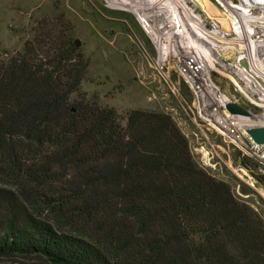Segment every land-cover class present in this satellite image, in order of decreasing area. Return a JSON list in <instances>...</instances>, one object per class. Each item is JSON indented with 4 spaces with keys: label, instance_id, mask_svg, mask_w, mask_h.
Here are the masks:
<instances>
[{
    "label": "trees",
    "instance_id": "trees-1",
    "mask_svg": "<svg viewBox=\"0 0 264 264\" xmlns=\"http://www.w3.org/2000/svg\"><path fill=\"white\" fill-rule=\"evenodd\" d=\"M88 62L70 37L40 32L0 60V170L62 220L9 204L0 255L52 264H264V224L195 166L170 115L70 95ZM32 193V191L30 192Z\"/></svg>",
    "mask_w": 264,
    "mask_h": 264
},
{
    "label": "rangeland",
    "instance_id": "rangeland-1",
    "mask_svg": "<svg viewBox=\"0 0 264 264\" xmlns=\"http://www.w3.org/2000/svg\"><path fill=\"white\" fill-rule=\"evenodd\" d=\"M224 2L248 15L239 4L244 3L251 9L249 14L259 18V24L254 26L257 31L251 38H245L251 31L249 25L245 24V30H240L236 23L239 18L235 22L229 16ZM180 3L196 13L206 29L216 28L221 37H240L245 42L243 49L239 46L218 48L203 33L202 26L197 24V30L183 16L181 18L179 11L182 10L178 5L175 20L180 25L181 20L187 31L193 32L191 37L195 46L213 61L215 68L210 70V75L221 92L230 102L248 111V116L264 117V100L253 87H245L244 82L254 85L252 77H248L254 73L263 79H258V86L264 90V67L257 69L247 47L252 40L256 43L264 40L260 28L264 26V0H181ZM140 23L146 26L135 13L109 5L107 0H0V60L23 52L25 41L40 32L67 34L74 44L79 42L77 48L88 62L79 90L70 95V101L84 94L86 100L101 108H113L123 126L127 114L134 109L170 115L187 140L195 166L226 183L234 198L250 207L264 224V176L260 173V164L254 158L242 155L217 132L207 128L197 117L193 96L180 78L171 74V81L177 88L175 93L164 84L155 68L157 52ZM171 37L179 39L180 36L174 34ZM259 50L264 57V49ZM233 79L250 98L240 92ZM240 167H247L257 180V189L239 177ZM31 191L30 187L23 188L7 172L0 170V217L6 215L10 204L18 206L20 213L27 210L53 225L60 224L62 219L42 203L41 192ZM0 264L52 263L39 254H12L0 255Z\"/></svg>",
    "mask_w": 264,
    "mask_h": 264
},
{
    "label": "built area",
    "instance_id": "built-area-1",
    "mask_svg": "<svg viewBox=\"0 0 264 264\" xmlns=\"http://www.w3.org/2000/svg\"><path fill=\"white\" fill-rule=\"evenodd\" d=\"M151 18L153 19V16ZM153 22L159 23L161 21L154 16L152 24ZM141 26L150 37L157 52L155 68L162 76L161 79L164 84L169 86V89L175 93L177 88L171 81V74L173 73L180 78L193 96V106L197 112V117L207 125L208 129L217 132L228 145L239 150L242 155L257 160L260 164V173L264 176V144L255 143L246 133L244 128L250 125L240 118L248 115L232 114L226 110L225 105L229 101L224 99L225 94L212 80L204 60L198 55L197 48L187 47L185 49L183 45L178 44L180 43L179 39L173 37L168 39L164 37L156 38L150 34L143 24ZM165 45L167 48L164 47ZM254 81L257 85L259 84L258 80ZM243 94L250 98L245 91ZM239 171H241L239 177L249 186L257 189V180L249 173L247 167H240Z\"/></svg>",
    "mask_w": 264,
    "mask_h": 264
},
{
    "label": "bare ground",
    "instance_id": "bare-ground-1",
    "mask_svg": "<svg viewBox=\"0 0 264 264\" xmlns=\"http://www.w3.org/2000/svg\"><path fill=\"white\" fill-rule=\"evenodd\" d=\"M109 5L115 6V7H120V8H125L128 9L129 11L133 12L136 14L137 18L141 21L144 22L146 26H144L145 28H147L150 32L151 35L155 36L156 38H170V35H173L174 33L177 34L179 37V42L178 44L183 45V47L185 49H187V47L189 48H197L198 50V55L201 59L204 60L205 62V66L207 71L209 72L211 69H214V63L213 61H211V59H209V57L207 55H204L202 50H199V48L197 46H195L194 44V40H192L191 34L193 32H188L187 29L185 28V26L183 25V23L180 21L181 25L177 23V21L175 20L176 17H178V10L177 7L179 5V7L181 8L182 11H179V14L181 15V18L183 16V19L189 21L190 23L193 24V26L197 27V24L199 26H202V24L199 21V17L197 15L194 14V12H191V9L189 10V8H187V5L185 6L184 4L180 3L181 0H107ZM175 1V2H174ZM188 1V0H185ZM224 1V0H221ZM225 6V10L228 12L229 16L232 17V19L236 22L239 18V21H237L236 23H238L240 25V30H245V24L249 25V28L251 29L250 33L247 35V37H245L246 39L251 38L252 35H254V33H256V24H259L258 20L259 18L249 14V12L251 11L250 7L245 5L244 3H239L244 12H247L248 15H244L243 13H241L240 11H238V9L236 7H233L231 4L224 2L223 3ZM229 12L233 13L235 15V17L232 16V14H230ZM173 15H175L173 17ZM153 16V19L151 18ZM154 16L159 18V23L157 22H153L152 24V20H154ZM172 16V18H171ZM170 18H171V22L170 23ZM237 18V19H236ZM156 19V18H155ZM151 20V21H150ZM157 20V19H156ZM186 21V22H187ZM240 22V23H239ZM142 24V23H141ZM160 24V25H159ZM232 28H233V24L231 22ZM204 28V34L207 35V37H210L209 39L211 40V42L216 45L218 48L220 47H234V46H239V49H243L244 45L246 47L245 42H242L240 40V37H234L232 39H228V38H224L221 37V35L217 34L216 32V28L215 29H206L205 27L202 26V29ZM261 28V32L264 33V26H260ZM198 30V29H197ZM234 30V29H233ZM188 32V33H187ZM246 33V32H245ZM264 35V34H262ZM216 38V39H214ZM217 41V42H216ZM204 42V41H203ZM250 45H248V51L250 52L248 55H250L251 58H253L256 67L258 70H261L264 67V57L261 56V54H259V49H264V40H259L254 42L253 40L250 41ZM244 44V45H242ZM241 45V46H240ZM250 46V47H249ZM165 48H167V46H164ZM166 50V49H165ZM263 51H261L260 53H262ZM264 54V53H263ZM249 57V56H248ZM213 68H210V67ZM253 72V71H252ZM246 74V72H245ZM249 74L247 73V76ZM250 76L252 77L251 79L254 80H258L262 78L254 75H249L248 77L250 78ZM247 77V78H248ZM248 78V81H251ZM256 78V79H255ZM243 79V78H242ZM234 80V79H233ZM244 80V79H243ZM246 86L245 87H253L255 90V92H257V94L259 93L261 100H264V90L262 88H260L256 82L254 85H252L250 82H247L246 80H244ZM235 85L237 86V88L244 93V88H242L239 83L234 80ZM263 87V86H261ZM224 99L226 101H229L228 96H224ZM242 121H245L246 124L253 126V125H263L264 126V117H259V116H243L240 118Z\"/></svg>",
    "mask_w": 264,
    "mask_h": 264
},
{
    "label": "water",
    "instance_id": "water-1",
    "mask_svg": "<svg viewBox=\"0 0 264 264\" xmlns=\"http://www.w3.org/2000/svg\"><path fill=\"white\" fill-rule=\"evenodd\" d=\"M79 42L76 41L75 45L78 46ZM226 110L232 114H242L248 115V111H243L238 105L233 102H227L225 105ZM246 133L253 139L257 144H264V126L263 125H253L246 126Z\"/></svg>",
    "mask_w": 264,
    "mask_h": 264
}]
</instances>
